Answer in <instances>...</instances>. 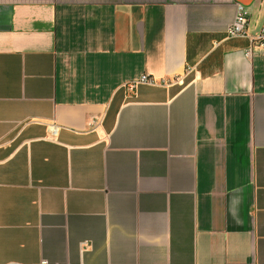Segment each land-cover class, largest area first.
I'll return each instance as SVG.
<instances>
[{
  "label": "crops",
  "instance_id": "obj_1",
  "mask_svg": "<svg viewBox=\"0 0 264 264\" xmlns=\"http://www.w3.org/2000/svg\"><path fill=\"white\" fill-rule=\"evenodd\" d=\"M262 25L264 0H0V264H264Z\"/></svg>",
  "mask_w": 264,
  "mask_h": 264
},
{
  "label": "built area",
  "instance_id": "obj_2",
  "mask_svg": "<svg viewBox=\"0 0 264 264\" xmlns=\"http://www.w3.org/2000/svg\"><path fill=\"white\" fill-rule=\"evenodd\" d=\"M247 22H248L247 11L245 10L243 5L237 4L234 19L227 28V34L229 36L244 35L246 33L245 28ZM251 42L257 45L258 47L264 49V25H262L257 31V33L251 37ZM245 55L248 58L251 57V48L245 50ZM176 81H177L176 78L170 80H167L165 78L156 79L150 76L149 74L144 73L141 74L137 79L129 82L127 86L129 88H134L139 83L169 85ZM55 130H56V126L52 125L50 127V132L54 134Z\"/></svg>",
  "mask_w": 264,
  "mask_h": 264
}]
</instances>
